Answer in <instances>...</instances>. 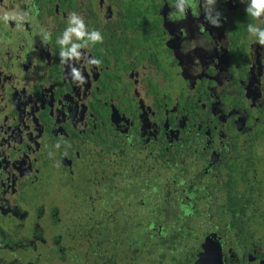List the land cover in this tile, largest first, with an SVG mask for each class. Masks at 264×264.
Instances as JSON below:
<instances>
[{
    "label": "flooded vegetation",
    "instance_id": "obj_1",
    "mask_svg": "<svg viewBox=\"0 0 264 264\" xmlns=\"http://www.w3.org/2000/svg\"><path fill=\"white\" fill-rule=\"evenodd\" d=\"M249 3L215 0V27L206 0H0V264L38 263L2 224L35 226L45 179L126 189L138 175L199 220L191 264L204 242L208 264H264V45L248 32L264 15ZM73 13L103 41L59 43Z\"/></svg>",
    "mask_w": 264,
    "mask_h": 264
},
{
    "label": "trees",
    "instance_id": "obj_2",
    "mask_svg": "<svg viewBox=\"0 0 264 264\" xmlns=\"http://www.w3.org/2000/svg\"><path fill=\"white\" fill-rule=\"evenodd\" d=\"M104 178L96 192H89L88 180L73 191L78 200L69 204L65 219L56 210L50 214L55 207H48L39 222L44 239L56 242L54 248L46 247L47 253L66 264H191L198 236L189 241L188 221L177 220L178 212L173 219L171 207L150 199L152 190L141 196L136 183L115 189ZM177 241L180 248L174 247Z\"/></svg>",
    "mask_w": 264,
    "mask_h": 264
},
{
    "label": "rangeland",
    "instance_id": "obj_3",
    "mask_svg": "<svg viewBox=\"0 0 264 264\" xmlns=\"http://www.w3.org/2000/svg\"><path fill=\"white\" fill-rule=\"evenodd\" d=\"M79 175H81V174H79ZM143 175H146V174L143 173ZM45 180L47 181V183L45 185V189L47 190V192H45V189H43V192L45 193V197L40 199L42 197V195L37 196V198H39V199L37 202L38 206L36 207L37 208L36 213H38L40 216L38 219L35 217V215L32 216L33 223H36L35 226H33L32 221L31 222L29 220L21 221L17 217L14 218L15 222L14 221L13 222L7 221V222H4L2 225L5 227H18L17 230L20 229L19 231L21 232V234L20 233L19 234L20 235L25 234L26 236H29L31 243L34 244V246L36 247L35 250H32L34 248V246L33 247L25 246V245H29L28 243H30L29 241H27L26 238L20 239V241L17 242L18 246H16L18 258L19 257H21L22 259L25 258V257L21 256V254L23 252H28V255L31 257H34V255H32V254H34L35 252H40L37 264H66V262H65L66 259L65 260L63 259L61 261V259H58L54 253H47L45 251L46 247L54 248L55 241L50 243L48 241V239H44L45 241H47V244L46 245H43V244L40 245L41 241H39V238H40L39 236L42 235V237H43V234L41 232L43 230H40V229H42V227L40 225L39 219L42 216V212L46 210V207H50V206H54L55 207L54 210L59 212V214L61 216V220L65 219L67 216H69V214H68V213H70V212H68L69 204L70 203L75 204L78 200L77 197H75V196L73 197V195H74L73 191L77 188L83 187V184H82L83 182L71 181L70 183H68L66 181L65 183H63L65 180L64 181L62 180L61 183L60 182L57 183L56 181L52 182L51 180H49V178H47ZM82 180H84V178ZM140 181H141V175L131 177L129 180H127V188L126 189L131 188L133 183H136L137 186H139L138 185L139 183L142 184V181L141 182ZM121 183H122L121 181H114V184L116 186L120 185ZM85 189L88 190V188H85ZM97 190H98V187H95V188H91L89 192L93 193L94 191L96 192ZM141 190L143 193L144 189H141ZM85 192L88 193V191H85ZM32 198H35V197L32 196ZM110 202H113V200H111ZM109 207H111L112 210H115L114 206H109ZM10 208L13 209L15 214H17V215H19L20 213L22 214L23 209H18L15 206H11ZM25 209L27 210L26 207H25ZM130 209H131V211H134L135 207H130ZM198 221L199 220H196V219H192V220L189 219L187 227H189L190 229H191V227L194 228L195 232H196L198 230L199 224H200V223H198ZM37 223H38V225H37ZM30 225H32V227H31V231L33 232L32 235H30V233L29 234L26 233V229ZM181 231L183 232V230H181ZM189 241H190V238H189ZM174 244H175L174 247L180 248L179 241L174 242ZM24 247H28V248H25L26 250H24ZM39 248H41V249L39 250ZM19 249H23V250H19ZM28 255L26 254L27 257H28ZM167 258L168 257H166V259ZM47 259H50V260H47ZM44 260H46V263H44Z\"/></svg>",
    "mask_w": 264,
    "mask_h": 264
},
{
    "label": "clouds",
    "instance_id": "obj_4",
    "mask_svg": "<svg viewBox=\"0 0 264 264\" xmlns=\"http://www.w3.org/2000/svg\"><path fill=\"white\" fill-rule=\"evenodd\" d=\"M188 3V0H179V10L180 12L184 11V6L185 4ZM206 4L209 6L206 8V15L205 18L215 27H220V22H219V17L220 13H216L215 16L213 15L214 9L211 7L212 5L215 4V0H206ZM245 11L251 15L254 18H259L262 15H264V0H250V3L246 7ZM69 23H75L77 25L76 28H72L69 26L66 31L63 33V39H59L58 42L63 44L67 41L69 33H75L78 38H81L85 35H88L89 38L95 42H102L103 37L102 35L98 32L93 30L91 33H87L85 29V24L84 21L81 17L77 16L75 13L72 14V16L69 18ZM248 32L252 35H255L258 37V42L261 45H264V29H260L254 25H249L248 26ZM77 46H73V51H75V48ZM62 63L65 62L63 57L65 56V53L61 52L60 53ZM79 58V54H77V57ZM92 63L98 64L99 61H92ZM72 75L75 80H79L83 82V77L80 75L79 71H77L75 68L72 69Z\"/></svg>",
    "mask_w": 264,
    "mask_h": 264
},
{
    "label": "water",
    "instance_id": "obj_5",
    "mask_svg": "<svg viewBox=\"0 0 264 264\" xmlns=\"http://www.w3.org/2000/svg\"><path fill=\"white\" fill-rule=\"evenodd\" d=\"M200 251L197 254V258L193 264H208L210 260L218 256V251L213 252L205 248V242L201 244Z\"/></svg>",
    "mask_w": 264,
    "mask_h": 264
}]
</instances>
